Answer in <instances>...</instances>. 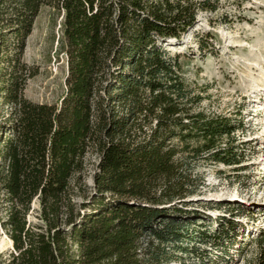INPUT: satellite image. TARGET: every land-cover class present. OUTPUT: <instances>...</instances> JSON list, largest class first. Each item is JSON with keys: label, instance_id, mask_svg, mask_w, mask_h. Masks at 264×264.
<instances>
[{"label": "trees", "instance_id": "trees-1", "mask_svg": "<svg viewBox=\"0 0 264 264\" xmlns=\"http://www.w3.org/2000/svg\"><path fill=\"white\" fill-rule=\"evenodd\" d=\"M43 5L63 12L67 71L57 103L23 95L34 75L22 59L25 41ZM208 6L0 0V220L12 240L0 264H174L170 249L180 242L224 245L229 229L222 239L178 218L201 185L190 161H243L233 141L242 119L193 109L198 97L178 55L158 44L180 38ZM90 148L99 153L94 193L78 206L70 182ZM144 234L153 238L145 247ZM261 240L254 264H264Z\"/></svg>", "mask_w": 264, "mask_h": 264}, {"label": "rangeland", "instance_id": "rangeland-1", "mask_svg": "<svg viewBox=\"0 0 264 264\" xmlns=\"http://www.w3.org/2000/svg\"><path fill=\"white\" fill-rule=\"evenodd\" d=\"M205 1L209 6L196 11L187 32L158 44L171 57L178 55L185 84L198 97L193 109L242 119L233 141L244 157L235 165L209 159L189 162L201 185L180 205L186 212L178 219L186 217L192 228L206 225L222 239H226L222 232L229 229V237L220 246L183 241L181 250L170 251L174 264H254L264 236V0ZM62 20V11L43 5L26 38L22 59L34 75L27 79L23 95L32 101L57 103L65 90ZM98 159L97 150L90 148L83 170L70 182L78 206L94 193ZM0 217H4L1 209ZM30 218L35 220L33 214ZM5 235L0 220V256L4 257L12 248ZM149 239L153 238L142 235L140 245L145 247Z\"/></svg>", "mask_w": 264, "mask_h": 264}, {"label": "bare ground", "instance_id": "bare-ground-1", "mask_svg": "<svg viewBox=\"0 0 264 264\" xmlns=\"http://www.w3.org/2000/svg\"><path fill=\"white\" fill-rule=\"evenodd\" d=\"M5 236H6V238H7V241H8V243H9V245L12 247V240L9 238L8 235H5Z\"/></svg>", "mask_w": 264, "mask_h": 264}]
</instances>
